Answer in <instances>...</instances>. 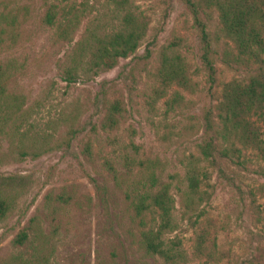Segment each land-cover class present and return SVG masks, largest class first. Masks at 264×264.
I'll list each match as a JSON object with an SVG mask.
<instances>
[{"label":"rangeland","instance_id":"374dc122","mask_svg":"<svg viewBox=\"0 0 264 264\" xmlns=\"http://www.w3.org/2000/svg\"><path fill=\"white\" fill-rule=\"evenodd\" d=\"M48 10L59 21L63 12L76 17L67 40L55 26L43 23ZM126 10L141 15L147 23L138 50L120 59L113 69L66 86L61 73L72 52L89 42L92 34L113 31ZM1 12L16 19L10 29L14 41L8 38L0 47V62L13 59L17 69L8 89L25 96L33 132L52 137L47 144L39 142L34 147L23 142L22 149L18 142L11 147L6 141L1 143L0 188L11 199L12 208L0 222V264L29 256L31 249L12 244L24 228H31L33 245L40 247L38 264H170L145 254L131 200L164 184L170 185L174 195L186 158L198 156L196 127L208 101L207 84L198 35L182 0H0ZM209 31L214 33L215 21ZM174 38L180 39L178 51L192 93L179 90L185 101L170 112L164 106L166 99H156L152 89L163 48ZM216 66L225 81L245 74L226 69L221 62ZM113 100L122 102L126 113L115 130L104 131L103 102ZM72 123L77 130L67 146L64 140ZM261 127L264 138V123ZM86 144L90 154L84 153ZM21 151L28 154L21 156ZM126 156L146 162L144 168L155 173L154 186L145 174H139L136 161H125ZM251 160L241 170L242 190L264 183L257 160ZM210 184L214 189L195 227L181 217L175 195L174 217L179 228L165 237L177 238L186 255L176 264H210L193 255L200 229L209 234L206 245L214 254V264H264V220L253 216L244 192L218 179L216 172ZM62 193L71 197L69 203H57L56 196Z\"/></svg>","mask_w":264,"mask_h":264},{"label":"trees","instance_id":"16d2710c","mask_svg":"<svg viewBox=\"0 0 264 264\" xmlns=\"http://www.w3.org/2000/svg\"><path fill=\"white\" fill-rule=\"evenodd\" d=\"M182 2L198 35L201 70L207 84L205 93L208 101L204 103L198 118L199 125L195 126L200 133L198 156L186 158L183 177L180 185L175 187L174 195L170 193V185L164 184L156 191L144 190L131 200L133 217L141 228L140 244L145 254L158 256L170 264H176L186 257L177 238L167 240L165 237L179 228V222L174 217L175 195L179 198L181 217L195 227L204 216L203 205L210 200L214 189L210 182L215 172L218 179H224L230 186H237L238 192L243 191L249 200L253 216L258 221L264 220V183L246 186L245 190L239 185L241 170L247 168L252 158L257 160L261 174H264V166L260 165V162L264 164V138L261 129V123H264V0ZM121 3L117 2L118 5ZM69 15L71 12H63L62 21H59L55 12L48 10L43 23L55 26L60 37L67 40L70 29L77 24L76 17ZM212 21H215L213 34L209 31ZM15 23V17L0 13V47L7 43L8 38L9 41H14L15 36L10 29ZM146 30L144 17L126 10L113 31L101 30V34H92L89 42L72 52L68 64L62 69V81L70 86L83 81L90 74L98 75L113 69L120 59H127L138 50ZM179 46L180 39L174 38L169 46L163 48L160 63L154 73L155 85L152 92L156 99H166L164 106L170 112L185 101V96L179 90L192 93L187 69L178 51ZM217 62H221L226 69L243 70L245 74L239 78L222 80L220 74L223 71L216 66ZM15 65L13 59L0 62V149L2 141H6L9 147L18 142L22 149L25 145L23 142L29 141V146L34 147L39 142L47 144L52 137L49 133L33 132L31 110L26 107L25 96L8 89V83L17 72ZM169 89H172L170 94ZM186 102L189 104L191 99ZM103 107L105 115L101 129L115 130L126 113L122 102L104 101ZM76 130L74 123L70 124L65 145L68 146ZM92 130L95 131V126ZM88 146L86 144L85 151L83 150L85 154H90ZM27 154V151L20 153L21 156ZM127 160L131 164L136 161L126 156L125 161ZM136 162L139 174H145L154 186V181L157 180L154 171L144 168L145 161ZM10 200L4 189L0 188V222L11 211ZM55 200L59 204H67L71 197L62 193ZM260 200L263 202L260 203ZM56 232L57 230L54 236ZM208 235L204 229L197 232L193 255L196 259L203 257L214 264V254L206 245ZM12 244L15 248L27 247L31 249V253L25 258H9L4 264L39 263L40 247L33 245L31 228L22 229L13 238Z\"/></svg>","mask_w":264,"mask_h":264}]
</instances>
